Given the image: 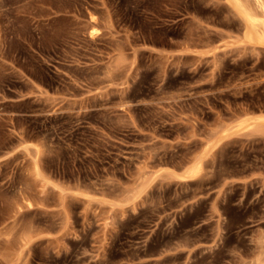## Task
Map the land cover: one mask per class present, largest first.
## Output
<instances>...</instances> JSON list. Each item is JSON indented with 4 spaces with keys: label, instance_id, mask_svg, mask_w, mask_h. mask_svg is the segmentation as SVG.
<instances>
[{
    "label": "rangeland",
    "instance_id": "374dc122",
    "mask_svg": "<svg viewBox=\"0 0 264 264\" xmlns=\"http://www.w3.org/2000/svg\"><path fill=\"white\" fill-rule=\"evenodd\" d=\"M227 7L0 0V264H264V45Z\"/></svg>",
    "mask_w": 264,
    "mask_h": 264
},
{
    "label": "bare ground",
    "instance_id": "6f19581e",
    "mask_svg": "<svg viewBox=\"0 0 264 264\" xmlns=\"http://www.w3.org/2000/svg\"><path fill=\"white\" fill-rule=\"evenodd\" d=\"M224 1L228 7H230L231 11H233V14L239 19L242 26L241 33L244 39L250 43L253 42L264 45V0ZM197 171V166L191 169L193 173Z\"/></svg>",
    "mask_w": 264,
    "mask_h": 264
}]
</instances>
